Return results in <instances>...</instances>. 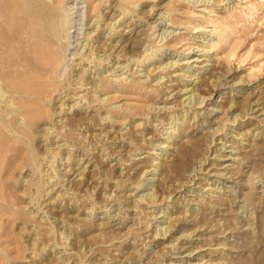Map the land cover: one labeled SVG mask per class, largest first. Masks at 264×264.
<instances>
[{
	"label": "rangeland",
	"instance_id": "obj_1",
	"mask_svg": "<svg viewBox=\"0 0 264 264\" xmlns=\"http://www.w3.org/2000/svg\"><path fill=\"white\" fill-rule=\"evenodd\" d=\"M8 1L14 3V5ZM79 1H81L80 5L83 11H86V8L89 7L87 11L95 13L94 8L98 5V1ZM132 1L139 4L135 11L139 12V15L141 14L140 17L143 19L141 21L144 22L136 28V31L143 30L140 33L146 31L144 27H147V23L153 21V14L156 11L162 9L161 11H166L170 15L169 19L173 26H161V31L168 28V32L166 33L167 41L162 51L163 54L161 53L159 57L164 55L167 60H175L176 58L180 63L191 57L198 58L207 63V66L202 69V73L199 75H189L193 74V71L198 72V68L194 67L190 72L184 74L185 76H174L173 81L166 86L164 85V88H156L151 85V87H142L132 82L120 86L112 84L105 89L101 88L102 91L100 90V92L103 93L101 97L104 98V102L91 95L92 93L90 96L88 95L91 110L87 112V114H90L87 119L90 118L91 120V117L94 119V121L91 120L93 122L92 126H87L89 139L86 142L83 141L79 136L80 134H78L79 131L77 132L78 128L86 126L85 121L87 119L84 118L85 113L82 114V110H80L81 113L79 111L75 113V119H80V122L76 120L73 125L76 130L71 132L72 134L64 133L66 134L65 137L71 136L73 139H69L71 137H68V139L73 144L76 142V145H74L76 147L75 151H78L77 154L83 153L88 143L92 145L99 144L98 147L107 146V151H110L108 156L128 159L126 161V164H128L124 165L122 162L116 161L114 157L105 160L102 157L103 153L99 154L100 150L99 153L95 152L88 155V160L91 163L89 171L86 172L82 180H72L70 182V190L75 194H73V199L64 201L62 205L53 206L52 209L46 212V215H48L41 219L38 217L40 212L33 215L31 210L32 208H38L42 211V206L39 207L35 202L38 201L36 199L38 195L43 198L40 193H43V182L45 180L39 173L37 164L42 160L44 147L35 138L33 132L28 131L29 133L26 134V132L19 131V124L16 125L18 119L16 116L13 117L14 113L11 112L12 114H10L6 109V112L1 109L0 264H62L64 258L68 259L69 264H147L146 262L148 264H170L169 262L171 264H264V0ZM3 2L5 0H0V19L2 20L1 24H4L0 26V31L8 32L15 25L18 28V33L20 31L18 34L20 39L17 38L15 44L11 40L8 42L1 38L2 42L0 43H2V46L3 42H5V47L7 46L5 44L9 43L7 48L4 49L3 47V50L9 48L10 54L4 52L3 55L1 53L0 68L7 69L8 67L10 71L14 70L17 73L22 69L24 71V62L27 63L28 52H26L27 47L25 46L27 45L25 41L27 39L24 33H21L22 29L20 30L19 27H23V20L27 15L26 8H28L26 5L29 2L28 0H6L5 7L2 6L5 4ZM73 2L74 0H64L63 3L56 2L55 5L58 7L65 5V8H67L69 7L68 4ZM8 3L10 8L7 6ZM18 3L20 4L17 5ZM152 5H154L153 13L149 14L147 11ZM7 8L9 11H7ZM2 9L8 12V15L10 11L12 12L9 16L4 14L2 17ZM15 12H18V14H14ZM89 12L87 13L90 14ZM3 18H5V21H3ZM18 19L20 20L15 23ZM10 21L13 23H9ZM5 24L7 28H5ZM171 30L172 32H170ZM0 35L2 36L1 33ZM129 38L126 37L127 40ZM125 46L124 49L129 53H135L138 50L131 49L127 44ZM14 54L15 56L20 55V57L17 56L19 61L15 60L17 57ZM21 55L26 59L23 58L24 60H22ZM8 59L11 60L10 64L7 62ZM199 60L194 63L197 65L203 64V61ZM12 61L16 66H13ZM16 62L20 65L18 66ZM18 67L23 68L19 69ZM22 71L20 72L22 73ZM18 74L19 72L16 75ZM203 81L204 84H199ZM232 84L236 89L231 87ZM181 87L189 90V92H185V96H189L192 91H195L199 96L206 97L204 104L191 106V109H188L190 111H187L188 113L186 112L184 117L182 114L183 104L180 100V93L183 91L180 92L179 90ZM167 89H171L168 92L171 98L164 99L161 94L165 93ZM190 90L192 91L190 92ZM223 98L224 102H222ZM235 100L238 102L236 103ZM102 103L103 107L100 106ZM111 104L114 106L112 107ZM119 104L120 108L123 107L122 109L116 106ZM216 104H218V107L215 106ZM224 105V108L227 107L225 116L223 115L224 117L219 119L218 117L221 116L220 111L223 109L221 106ZM252 107L253 109H251ZM47 108L50 112L51 108L49 106ZM109 111L113 117L112 122L110 121L102 128L97 127L98 115ZM123 111L126 114L124 117L118 114L120 112L124 115ZM172 113L180 114L173 117ZM48 114L47 117H51ZM6 116L9 119L7 123ZM51 118L46 119L51 122ZM200 120L203 121V124H200ZM214 120L215 122H213ZM178 121L182 124H179ZM213 123L217 126L216 128ZM79 124L80 126H78ZM164 124L167 130L164 128ZM184 126L187 128H184ZM208 126L214 128L212 133L207 135ZM38 128L37 126L33 127L35 132ZM105 128L108 130L105 134L107 140L99 141L97 134ZM176 128L183 129V131L177 136L171 137L169 134L175 131ZM82 130L86 131L85 128ZM191 138L192 141H195V145L182 156L177 155L176 157L177 152L170 150V146H184L187 139L191 140ZM227 141L229 143L232 141V144L237 145L235 150L238 149L240 152L236 155L242 157V160L246 163L243 162L242 165L236 162L234 168L232 166L228 169L223 168L226 163L230 162L224 159L225 154L235 155L228 151L232 147L224 145V142L228 143ZM196 146L199 149H196ZM136 150H140L139 155H144L145 158L138 161L129 159L132 156L133 159H136L137 155L132 153ZM170 152L172 153L170 154ZM156 154H159L161 158L155 160ZM219 155L221 156L218 157ZM198 158L199 160H197ZM173 160H176L175 165L170 171V175H168V171L163 169H166L165 166L168 167L169 162H173ZM201 160L202 162L199 164ZM153 161H160L162 164L166 162L163 165L159 164L158 167L160 173L158 172L156 177L161 179H151L153 175L149 172L146 175L149 179H145V185L141 189L142 192H139L135 197H126V200L122 201V204L125 202L135 204L134 198H139L145 193L155 192L152 195L153 199L150 197H147V200L145 199L147 202L149 200L148 203L145 200V202L137 203L139 209V214L137 211L138 216L135 215L139 217L137 220H134L135 217L130 221L128 219V222L125 220V223H119L118 219L107 222L106 219L102 220V214L97 213L98 210L96 211L97 214L94 213L89 216L85 205L88 206L93 201L100 205L105 204L107 202L105 201V193L113 189H115V193H120L116 190V184L118 183L124 182V187L128 188L133 186L136 181L143 180V176L141 177L143 171L148 170L150 167L153 168ZM191 169H193L191 172L188 171ZM217 171L222 172L224 176H214ZM164 173L166 175H163ZM159 174L163 176L160 177ZM167 179L168 183H166ZM151 180L154 181V184L151 183ZM162 182L165 183L162 185ZM211 182L212 184H209ZM158 184L160 188L157 187ZM206 185H216L214 187L217 189L204 191L203 189L207 188ZM150 189L151 191H149ZM215 194L217 195L215 196ZM217 196L218 198H215ZM41 198L40 202L43 203L44 198ZM78 198L81 200L77 201ZM223 198L224 200H222ZM119 199H121V196ZM189 199L194 201L188 202ZM199 200L202 202L200 203ZM208 201H213V204ZM73 203L76 204L73 205ZM35 204L36 206L32 207ZM141 208L143 209L142 212ZM206 209L211 211H208V213ZM34 211L36 212L37 209H34ZM155 213L159 215L162 213V215L168 217H176V215L181 214L182 218L178 215L180 218L176 219L177 222L173 219L170 223L172 229L169 232L165 230L167 233L164 234L165 236L161 234V237L157 236L156 238L155 227L157 225L166 227L167 223L165 222L168 217H157L156 215L157 220L151 218V216H155ZM188 215L191 221L187 220L189 219ZM46 217L48 218L46 219ZM196 221L200 222L197 223ZM64 229L65 231L62 233ZM66 233H69L70 236ZM65 236L70 238L67 239ZM34 237L40 238L38 241L41 243L38 242V245L37 243L34 245ZM42 245L44 247L41 249ZM53 246L57 247L55 251H51ZM36 249L39 257L37 255V259L29 260V255ZM161 252H163V255ZM159 255L160 258H156ZM153 257L154 260H157L153 261Z\"/></svg>",
	"mask_w": 264,
	"mask_h": 264
},
{
	"label": "bare ground",
	"instance_id": "obj_2",
	"mask_svg": "<svg viewBox=\"0 0 264 264\" xmlns=\"http://www.w3.org/2000/svg\"><path fill=\"white\" fill-rule=\"evenodd\" d=\"M90 1H93V0H90ZM96 1H98V5L97 6L95 5L96 6V8H94L95 13H92V11L90 13L89 11H87L89 9V7H88V9L86 8V11H83V9L80 5L81 1H79V0H74L73 3L68 4L69 7H67V8H65V5H62V7H58L57 5H55L56 2H62L63 3L64 0H58V1L57 0H28L29 5L28 4L26 5V6H28V8H26L27 15L23 20V27H19L17 25L20 30L22 29L23 32L21 31V33H24V35L26 36V39H27V40H25L27 45L24 44L27 47V49L25 47V49L27 50V51L26 50L25 51L28 52L27 61L25 60L27 63L24 62L25 70L22 71L23 67L22 68L20 67L22 69V70H20V71H22V73L20 71H18L19 74L16 75L18 72L16 73V71L14 72V70L10 71V68L8 69V67H7V69H5L3 67L0 68V111L2 109V110H4V112H6V110H7L10 114L14 113L15 115L13 114V117L16 116L18 119L17 120L18 122L16 123V125L19 124L20 130L19 129L18 130L22 131V132H26V134L28 131L33 132L36 136L35 138L38 139V141H40V144L42 143L41 145H43L42 147H44V150H45L43 152L44 154H42L43 156H42V160H40L41 162L39 161L40 163L38 162V164H37L39 167V168L37 167V169H39V173L44 177V180H45L44 181L45 185L43 182V188H44L42 191L43 193H40V194H42L41 196L44 199L41 198L40 195H38L39 198H37L38 196L36 197V199L38 201L35 202L39 205V207L42 206V208H41L42 211H40V209H38V208H34V209H37L36 212L34 211L33 208L31 210L33 215H36V214H38V212H40V214L38 215V217H40V219L43 218L44 216H47L48 214L46 215V212H48L49 209H52L53 206H58L59 204L62 205V203H64V201H66V200L68 201V200L73 199L74 193L70 190L71 189L70 188V182L72 180L73 181L74 180H82L85 177L86 172L89 171V167L91 166V163L88 160L89 159L88 155H91L92 153H95V152L99 153L98 151L100 150L101 152L99 154L103 153L102 157L105 160L109 159L110 157H114V159L116 161L122 162V164H124V165L128 164V163L126 164V161L128 159L124 160V159H122V157H116V156H111V155L108 156L110 151H107V146L103 145L101 147H98L99 144L98 145H92V144L88 143L83 150L84 152L81 154L80 153L77 154L78 151L77 152L75 151L76 150V147H75L76 142L74 143L75 144L74 145L73 142H71V140H69V139H73L71 136H66L67 138L65 137L66 134H64V133L68 132L69 134H72L71 132L76 130V128H74L75 126H73L74 123H76V120L78 122H80V119L79 120L75 119V113L77 111L80 112V110H82L81 112H82V114L85 113L84 118H86V119L88 118V116H90L89 113L87 114V112H89L91 110V108H90L91 104L89 103L90 101L88 100V95L90 96V94L92 93L91 95H93L94 97H97L101 101H103L104 98L101 97V94H103V93L100 92L101 88L105 89L107 86H110L112 84H116V85L120 86V85L129 84L132 82H134V83H136L142 87H144V86L149 87L151 85L152 87L154 86L156 88H160V87L164 88V85L166 86L167 84H170L173 81L174 76L175 77L176 76L177 77L178 76H180V77L185 76L184 74L190 72V70H192V68H194V67L198 68V72L193 71V74L191 73L189 75H194V74L199 75L202 73V69H205V66H207L206 65L207 63H205L203 60H199L198 58H192L191 57L188 60L183 59L184 62L180 63V62H178V60H176L175 57H174L175 60H172V59L167 60L164 55L162 57H159V55H161L162 51L165 48V44H166L165 42L167 41L166 33L168 32L167 31L168 28L164 31H161V28H162L161 26H163V27H165L166 25H168V27L173 26L172 22H170L171 20L169 19L170 15L168 14V12L161 11L162 9L156 11V13L153 14L154 15L153 21L151 23H147L148 26L144 27V29L146 28V31L144 33H140L143 30H140V31L137 30L136 31V28L139 27L143 22V21H141L142 18L140 17L141 14L139 15V12L135 11L139 5L138 3H136L132 0H96ZM5 2H6V0H5ZM5 2H3V3H5ZM8 2H10V1H8ZM10 3L12 5H14V3H12V2H10ZM19 4L20 3H18L17 5H19ZM5 5H6V3L2 6L5 7ZM12 5H11V7H13ZM2 6H1V8H2ZM7 6L10 8L9 3L7 4ZM153 6L154 5L149 7V9L147 11V12H149V14L153 13V8H154ZM21 8H24V7H21ZM60 9H63V10L61 11ZM2 11H3V9H2ZM7 11H9V9ZM5 12L6 11L4 10L1 13L2 17L4 16V14L8 15L7 14L8 12H6V13ZM10 12H12V11H10ZM10 12H9V15H10ZM84 12H86V13H84ZM87 12H89L90 14H88ZM154 12H155V10H154ZM14 14H18V12H15ZM11 16H12V14H11ZM4 19L5 18H3V21H5ZM19 20L20 19L16 20L15 23L18 22ZM1 21L2 20L0 19V26L1 25L3 26L4 24H1L2 23ZM7 23H8V21H7ZM9 23H13V22L10 21ZM12 25H14V24H12ZM7 26H9V25L7 24ZM5 28H7L6 24H5ZM5 30H7V29H5ZM17 30H18V28L15 27V25L12 28H10V30H8V32L7 31L2 32V30H1L0 33L2 34V36L0 35V42H2L1 38H3L5 41L9 42L11 40L14 43L17 40V38H19L18 34L20 33V31L18 33ZM170 32H172V30ZM170 32H169V34H170ZM178 33H181V32H178ZM126 37H130V38L127 40ZM126 41H128V42H126ZM4 43L5 42H3V46H2V43H0V46H1L0 47V55H1V53L3 54L4 52H7L9 55L10 54L8 51L9 48L6 50H3V47H4V49L7 48L9 43L5 44V45H7L6 47L4 46ZM15 44H16V42H15ZM126 44L131 49L132 48L138 49L137 52L135 51V53H132V52L129 53V51H126L124 49V46ZM10 47H11V45H10ZM19 48H21V47H19ZM11 52H13V51H11ZM15 54H16V52H15ZM15 54H14V56H15ZM10 56H12V55H10ZM17 56L20 57V55H16L15 57H17ZM24 56H26V55L24 54ZM3 57H5V56H3ZM18 57H17V59H15L16 61H19ZM21 57H22V60L26 59L22 55H21ZM197 60H199L201 62L203 61V64L197 65L196 63H194ZM1 61H2V59H1ZM7 62L11 63V60L9 61V59H8ZM13 62L14 61H12V64H13ZM3 64L5 65V63H3ZM16 64L18 66L20 65L17 62H16ZM21 64H23V63H21ZM13 66H16V65L13 64ZM205 79H202V80H205ZM208 79H209V77H208ZM197 81H199V80H197ZM204 83L205 82L203 81V83H199V84H204ZM233 84L231 85V87L233 89H236V87L234 86L236 84H234V85ZM126 86H128V85H126ZM136 87H138V86H136ZM193 89H195V88H193ZM179 90H180V92L183 91L182 93H180L181 94L180 100L183 104V108H182L183 117L187 111H190L188 109L191 106H193V105L198 106V105L204 104V102L206 100V97L201 96V95L199 96L195 91L190 90V92L192 91V93H190L189 96L188 95L185 96V94H186L185 92H189V90H186L184 87L183 88L181 87V89H179ZM170 91H171V89H169V90L167 89V91L165 93L163 92V94H161L162 98H164V99L171 98V95L168 94V92H170ZM166 94H167V96L165 97ZM196 96H198V97H196ZM105 97H106V95H105ZM236 100H235V102H236ZM222 102H224V98H223ZM231 102H234V101H231ZM92 103H93V101H92ZM225 105H226V103H225ZM225 105L221 106V107H223V109H221V111H220L221 116L218 117L219 119H221L225 116L224 115L226 112L225 110H227V107L224 108ZM47 106H49V108H51L50 112L48 111ZM100 106L103 107V103ZM113 106L114 105H112V107ZM116 106H118L119 109L123 108L122 106H121L122 108H120V104L116 105ZM215 106L218 107V104H216ZM171 107H173V106L171 105ZM229 107H230V105H229ZM156 108H157V106H156ZM251 109H253V107ZM116 110H118V109H116ZM116 110H115V112H116ZM120 112H118V114L122 115V117H124L126 115L124 111H123L124 115H123V113H120ZM198 112H199V110H198ZM48 113H50V114H48ZM195 113H196V111H195ZM47 114L51 115L52 118L50 116L47 117ZM147 114H149V113H147ZM178 114H180V113H178ZM178 114L172 113V116L176 117V116H178ZM11 117H12V115H11ZM98 117H99L98 118L99 122H97L98 123L97 127H100V128H102L105 124L110 123V121L113 120V117H112L110 111L105 112V114H100V115H98ZM46 118H51L52 121L50 122ZM45 119L48 121H46ZM147 119H149V118H147ZM7 120L9 121V119H7V116H6V123H7ZM91 120L94 121V119H92V117H91ZM91 120L89 118V119H87V121H85L86 126H84L82 124V122L84 123V121L82 120L81 124L84 127L77 129V132L79 131L78 134H80L79 136L85 142H86V140L89 139V132H88L87 126H92L93 122H91ZM182 122H183V120H182ZM182 122H179V124H182ZM213 122H215V120ZM149 123H150V121H149ZM140 124H142V123H140ZM177 124H176V126H178ZM200 124H203V121L200 120ZM206 124H208V123H206ZM209 124H211V123H209ZM195 125H196V123H195ZM5 126H6V124H5ZM34 126L39 127L36 130V132L33 129ZM78 126H80V124ZM164 126H165V124H164ZM209 126H208V130H207V132H208L207 135L209 133H212V129L214 128V127L209 128ZM214 126H215V124H214ZM185 127L186 126H184V128ZM216 127L217 126H215V128ZM83 128H85L86 131L85 130L83 131L82 130ZM164 128L167 130L166 126ZM178 128H176V130L173 131L172 133L170 131H166V132L171 133V134H169L171 137H175L183 131V129L179 130ZM214 130H216V129H214ZM12 131H15V130H12ZM106 132H108V130H106V128L102 129L101 131L98 132L97 136L99 137V141H102V140L105 141L104 139H106L105 138ZM204 134H205V132H204ZM213 134H214V132H213ZM193 135H194V133H193ZM197 135H199V134H197ZM202 135H203V132H202ZM68 137H71V138L68 139ZM236 138H238V137H236ZM194 143H195V141H192V138H191V140L187 139V143L184 146H181V147H178L177 145L176 146H170V150L172 149L173 151L177 152L176 157H177V155L182 156V154L189 151V149L195 145ZM224 143H225L224 144L225 146L232 147L228 151L230 153L235 154V155L224 153L225 154L224 159L227 161H230V162L226 163L223 168L228 169L230 166H232V168H234L235 167L234 164L236 162L239 164H242L243 162L246 163V161L242 160V157L240 158L236 155V153L240 152V150H238V149L235 150V147L237 146V145H235V143L232 144V141L230 143L229 142L228 143L224 142ZM163 146H165V145H163ZM196 149H199V148L197 147ZM225 150H226V148H225ZM105 151H106V153H104ZM148 152H150V151H148ZM132 153H133V155H137L136 159H133V156L130 157L129 159L138 161V160H142L143 158H145L144 155H139L141 153L140 150H136L135 152H132ZM150 153H152V152H150ZM171 153L172 152H170V154ZM185 156H187V155H185ZM185 156H183V157H185ZM220 156L221 155H219L218 157H220ZM160 158H161L160 155L156 154L155 160L160 159ZM222 158H223V155H222ZM197 160H199V158ZM154 161L152 162L153 168L150 167L151 169L149 168L148 170L145 169V171H143L144 173H143V175H141V177L143 176V178H144L143 180L136 181V183H134L133 186L128 187V188L124 187V182L118 183V184H116V186H117L116 190L118 192H120L121 194L120 193L118 194L117 192L115 193V191H114L115 189H113L112 191L105 193V195H104L106 198L105 201H107L105 204L100 205V204H97L95 201H93L90 203V205H88V206L85 205L86 211L89 213V216L96 213V211L98 210L97 213L102 214L101 215L102 220L106 219L107 222L108 221L110 222V221H116L118 219L119 223H125V220L127 221L129 219V221H130V219H133L136 216H138L137 211L139 214V209L137 208L138 207L137 203L139 204V202L144 201L147 197L148 198L150 197L153 199L152 195L155 192H153V193L150 192L148 194L145 193L146 195L143 194L142 196H139V198L138 197L134 198L135 204H127L125 201L124 202L126 204L124 202H123L124 204H122V201L126 197H128V198H130L132 196L135 197L138 195L139 192H142L141 189L145 185V179H147V180L149 179V178H147L148 176H146L149 172H150V174L153 175L151 177V179H153V180H160L161 179V178L160 179L157 178L156 175L159 172V170H158L159 164H162V162H160V161L154 162ZM175 161L176 160H173V162H169L168 167H166L164 165L166 169H163V170L168 171V175H170V171L173 169V167L175 165ZM196 162H198V161H196ZM201 162H202V160L199 162V164H201ZM164 163H166V162H164ZM226 169H224V170H226ZM243 169H245V168H243ZM192 170L193 169L188 170V171L191 172ZM36 171H38V170H36ZM219 171H221V170H219ZM163 172H165V171H163ZM214 172H216V171H214ZM197 173H199V172H197ZM217 173H218V175H216ZM217 173L214 174V176H220V175L224 176L222 172L219 173L217 171ZM228 174L230 175V173H228ZM228 174H227V176H228ZM233 174H234V172H233ZM163 175H166V174L164 173ZM158 176H160V174ZM162 176H160V177H162ZM203 179H204V177H203ZM209 179H211V178H209ZM230 179H232V178H230ZM153 180H151V183L154 184ZM168 182L169 181L167 179L166 183H168ZM212 182L209 184H212ZM163 183H165V182H162V185H163ZM156 184H155V186H156ZM158 186H159V184L157 185V187ZM206 186H207V188L205 186H204L205 189L202 188L204 191L214 190L216 188V187H214L216 185H214V186L206 185ZM159 188H160V186H159ZM156 189H158V188H156ZM149 191H151V189ZM220 194H221V192H220ZM157 195H158V193H157ZM216 195L217 194H215V196ZM120 196H121V199H119ZM167 196H166V198H167ZM218 196L215 198H218ZM82 197H83V195H82ZM210 197H212V196L210 195ZM40 198L44 200L43 203L40 202ZM32 199H35V198H32ZM186 199H187V197H186ZM193 199H189L188 202H191ZM211 199H209V200H211ZM78 200H81V199L78 198L77 201ZM82 200H83V198H82ZM154 200L156 201V199H154ZM219 200H220V197H219ZM222 200H224V198ZM134 201H133V203H134ZM148 202H149V200H148ZM201 202L202 201H200V203ZM204 202H205V200H204ZM208 202H210V201H208ZM212 202H210V203H212ZM197 203H199V202L197 201ZM75 204L73 203V205H75ZM209 205H211V204H209ZM35 206H36V204L32 207H35ZM198 209L200 211L199 207H198ZM196 210H197V208H196ZM142 211H143V209L141 210V212ZM206 211L208 212L211 210L206 209ZM151 215H153V214H151ZM154 215L155 216H151V218L156 219V220L158 219L157 217H163L164 216V215H162V213L160 215L155 213ZM156 215H157V217H156ZM172 215H175V214H172ZM178 215L181 216V214H178ZM178 215H176V217L164 216V217H168L166 222L164 221L165 223H167V226L166 227H164V226L159 227V225H157L155 227L154 233L156 235V238H157V236L161 237V234H163V235L167 234L166 231L169 232V230L172 229V226L170 223H171V221H173V219L178 220L180 218V216H178ZM190 215H191V213H190ZM196 215H197V213H196ZM203 215H204V212H203ZM199 216H200V214H199ZM48 217H46V219ZM183 217H185V216H183ZM137 218H139V217H136V219H134V220H137ZM181 218H182V216H181ZM208 218H209V214H208ZM192 219H194V218H192ZM203 219H205V218H203ZM106 220H105V222H106ZM177 220L175 222H177ZM187 220H190V216H189V219H187ZM194 221H195V219H194ZM201 221H202V219H201ZM192 222H193V220H192ZM199 222L200 221H198L197 223H199ZM99 223H101V222H99ZM152 224H153V222H152ZM158 224H160V223H158ZM195 226H196V223H195ZM196 230H198V229L196 228ZM64 231H65V229L62 231V233ZM66 234L69 235V233H66ZM65 237L67 238V236H65ZM68 238H70V237H68ZM39 239L40 238L34 237L33 238V240H34L33 244L36 245V243H37V245H38L39 243H41L38 241ZM162 239H164V238H162ZM163 244H165V243H163ZM43 247L44 246L42 245L41 249ZM51 247H52V245H51ZM56 248H55V246H53L51 251H55ZM144 250H145V248H144ZM41 251H43V250H41ZM165 251H167V250H165ZM168 251H170V250H168ZM154 253H156V252H154ZM162 253L163 252H161V254ZM146 254H147V252H146ZM37 255H38V252L36 249V251H33L29 255V260H31V259L35 260ZM61 255L62 254L60 252V257H61ZM151 255H152V253H151ZM160 255H159V257H156V258H160ZM38 257H39V255H38ZM57 257H58V255H57ZM152 259H153V261L157 260V259L154 260V257ZM67 260L64 258L62 260V264H69L67 262ZM156 262H158V261H156ZM160 262L162 263V261H160ZM146 263L148 264V262H146ZM169 263L171 264V262H169ZM81 264H86V263H81ZM88 264H90V263H88Z\"/></svg>",
	"mask_w": 264,
	"mask_h": 264
}]
</instances>
